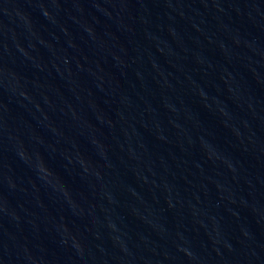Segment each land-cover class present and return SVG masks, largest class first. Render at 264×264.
Returning a JSON list of instances; mask_svg holds the SVG:
<instances>
[{"label": "water", "instance_id": "water-1", "mask_svg": "<svg viewBox=\"0 0 264 264\" xmlns=\"http://www.w3.org/2000/svg\"><path fill=\"white\" fill-rule=\"evenodd\" d=\"M0 264H264V0H0Z\"/></svg>", "mask_w": 264, "mask_h": 264}]
</instances>
